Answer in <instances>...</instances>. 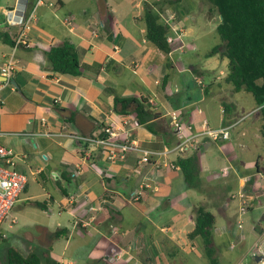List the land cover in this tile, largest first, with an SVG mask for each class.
Masks as SVG:
<instances>
[{
  "label": "crops",
  "instance_id": "1",
  "mask_svg": "<svg viewBox=\"0 0 264 264\" xmlns=\"http://www.w3.org/2000/svg\"><path fill=\"white\" fill-rule=\"evenodd\" d=\"M3 1L8 8L0 5V31L15 40L21 27L10 24L7 12L16 10L18 0L14 7L11 0ZM37 3L30 0L32 7ZM191 3L42 0L24 27L28 44L15 52L19 71L1 92L0 144L14 152L9 167L28 177L14 208L44 197L50 221L39 226L41 236L31 239L41 264L252 263L249 254L264 237V155L259 151L264 121L256 103L249 111H256L252 145L233 144L231 137L205 138L184 154L197 152L199 189L186 184L181 169L139 165L136 153L113 162L105 151L72 137H101L111 127L143 149L164 151L178 143L172 112L194 133L205 121L213 129L240 123L246 114L240 117L233 86L226 81L228 70H222L229 61L208 56L222 44L216 33L220 16L206 1ZM146 4L156 5L162 20L172 18L168 34L175 36L173 27L183 31L169 54L147 39ZM205 37L209 44L202 49L198 42ZM65 41L76 47L78 76L53 72L47 59V52ZM0 42L1 70L14 44ZM196 52L199 60L190 57ZM201 56L210 60L200 64ZM118 97L147 99L158 115L154 121L172 132H150L132 112L119 114ZM236 145L249 154L240 161ZM179 156L167 161L176 164ZM236 190L244 194L238 205ZM201 206L216 217L209 249L201 237H189ZM57 231L64 234L53 238ZM0 236L5 238L1 227ZM6 262L7 253L0 258V264Z\"/></svg>",
  "mask_w": 264,
  "mask_h": 264
},
{
  "label": "trees",
  "instance_id": "2",
  "mask_svg": "<svg viewBox=\"0 0 264 264\" xmlns=\"http://www.w3.org/2000/svg\"><path fill=\"white\" fill-rule=\"evenodd\" d=\"M182 0H173V3ZM215 12L223 17L217 28V34L222 44L214 47L209 57L219 55L229 61L226 81L233 86V92H248L259 107V113L264 121V0H203ZM32 5V4H31ZM144 21L147 39L162 52L169 54L171 44L167 37L169 27L166 25L156 5L146 4ZM0 39L6 44H14L8 32L0 31ZM47 59L53 72L78 76L81 74L79 56L74 44L65 41L52 47L47 52ZM115 109L121 115L132 112L137 124L145 126L153 133H171L168 125L154 121L158 118L149 107L145 98H116ZM228 109V106H226ZM264 138V124L261 129ZM176 164L180 167L186 184L192 189L200 188L199 158L197 152L180 155ZM36 205L45 207L43 204ZM216 217L204 207L195 209V229L189 235L191 239L201 237L205 248L211 244L212 229ZM66 232V231H65ZM64 231L55 232L52 237L59 238ZM210 251V250H209ZM41 257L35 251L24 256L19 250L9 247L6 264H41Z\"/></svg>",
  "mask_w": 264,
  "mask_h": 264
},
{
  "label": "built area",
  "instance_id": "3",
  "mask_svg": "<svg viewBox=\"0 0 264 264\" xmlns=\"http://www.w3.org/2000/svg\"><path fill=\"white\" fill-rule=\"evenodd\" d=\"M40 3H42V0H38L37 5ZM37 5L32 7L30 0H18L16 10L7 12L10 24L20 25L21 28L15 37L14 52L5 61L0 70V104L2 103L1 92L11 85L14 75L19 71V63L15 59V52L19 47L28 44L27 33L24 27L35 18ZM171 19L172 18L168 19L163 16V20L169 28ZM172 31L175 36L168 34L167 37L170 44L173 43L175 39H181L183 35L181 29H175L173 27ZM255 113L256 111H253L243 116L241 120ZM169 117L173 130L178 136V143L174 147L164 151L143 149L139 147L134 140H131L129 135L123 137L111 127H106L101 137L83 135H75L72 137L87 147L92 146L101 151H105L109 159L113 162L124 161L130 154L136 153L138 155L139 165H147L154 162L157 167L164 166L172 169H180L175 163L167 161V158L171 155H184L185 153L195 151L198 149L201 140L205 138L214 142L228 140L230 138L229 130L238 124L236 123L221 129H213L205 121L202 125V129L194 133L193 126L181 120L177 112L170 113ZM13 157L14 152L0 144V227L11 215L28 183V177L25 173L9 167L13 161ZM223 173H226V170H224ZM143 189L144 188H142V190ZM238 196L243 198L244 194H239ZM136 197H138L136 199L138 200L139 196ZM15 222V220L12 221L13 224ZM249 256L252 263L244 264H264V237L255 245Z\"/></svg>",
  "mask_w": 264,
  "mask_h": 264
},
{
  "label": "rangeland",
  "instance_id": "4",
  "mask_svg": "<svg viewBox=\"0 0 264 264\" xmlns=\"http://www.w3.org/2000/svg\"><path fill=\"white\" fill-rule=\"evenodd\" d=\"M185 1H190L193 3V4L192 3L189 4V6L191 5L193 6L196 2V0H185ZM175 4L176 3H174L173 5ZM0 5L5 6V7L8 6L3 0H0ZM15 5H16L15 0H11L9 3V6L14 7ZM196 9H197V6H196ZM202 15L203 14L199 15L200 19L204 20ZM208 38L209 37H205L203 40H201V42L200 41L198 42L200 44L199 46L203 47L202 49H205L208 46L209 44ZM1 44L2 42H0V45ZM190 57L196 60L197 52L191 53ZM208 60H210V58L201 56L200 64L205 63ZM211 61L214 62V59H211ZM217 67L220 68V66H217ZM224 68L225 66L222 67V70H225V71L228 70L227 68L226 69ZM232 100L236 104L237 109L239 110L240 117H242L245 114L247 115V113H249L251 108L255 106V101L253 99V96L250 93L245 92V91H242L239 93H233ZM253 123H254V120H253V117L251 116V117L241 120L238 125L231 128L229 130V133H230L232 143L233 144L245 143V144L252 145V141H253L252 132L254 131V127H255ZM243 133H246V135L243 136ZM236 146L238 148L235 149L234 155L237 156V159L239 161L242 159V156L247 157L249 155L246 149L240 148L239 145H236ZM259 151L261 155H264V139L262 140L260 144ZM235 192H237V190ZM234 194H235V198L233 199V202L236 205H238L240 196H238V192ZM36 203L43 204L44 197H38V199H35V202L25 201V202L20 203L19 206L14 208L11 215L2 224L1 233L3 236H5V238L0 239V258H3L4 256H6V253L9 247L16 248L24 256H27L31 251H35V249H33V244L31 242V239L32 238L36 239L37 237L41 236V230L39 226H46L50 221L47 215L48 212L44 210L43 207L36 205ZM13 220L16 221L14 224L12 223ZM187 264H196V263L192 260L191 261L189 260Z\"/></svg>",
  "mask_w": 264,
  "mask_h": 264
},
{
  "label": "water",
  "instance_id": "5",
  "mask_svg": "<svg viewBox=\"0 0 264 264\" xmlns=\"http://www.w3.org/2000/svg\"><path fill=\"white\" fill-rule=\"evenodd\" d=\"M220 19H221V22H223V17L222 16H220Z\"/></svg>",
  "mask_w": 264,
  "mask_h": 264
}]
</instances>
